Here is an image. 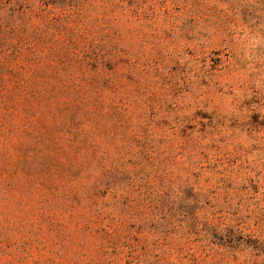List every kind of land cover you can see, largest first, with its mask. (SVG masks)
<instances>
[{
  "label": "rangeland",
  "instance_id": "1",
  "mask_svg": "<svg viewBox=\"0 0 264 264\" xmlns=\"http://www.w3.org/2000/svg\"><path fill=\"white\" fill-rule=\"evenodd\" d=\"M0 264H264V0H0Z\"/></svg>",
  "mask_w": 264,
  "mask_h": 264
},
{
  "label": "trees",
  "instance_id": "2",
  "mask_svg": "<svg viewBox=\"0 0 264 264\" xmlns=\"http://www.w3.org/2000/svg\"><path fill=\"white\" fill-rule=\"evenodd\" d=\"M2 20L4 21V19L2 18Z\"/></svg>",
  "mask_w": 264,
  "mask_h": 264
}]
</instances>
